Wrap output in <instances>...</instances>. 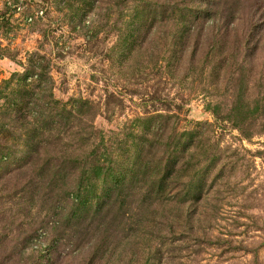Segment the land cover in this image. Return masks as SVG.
I'll list each match as a JSON object with an SVG mask.
<instances>
[{
  "label": "rangeland",
  "instance_id": "rangeland-1",
  "mask_svg": "<svg viewBox=\"0 0 264 264\" xmlns=\"http://www.w3.org/2000/svg\"><path fill=\"white\" fill-rule=\"evenodd\" d=\"M0 264H264V0H0Z\"/></svg>",
  "mask_w": 264,
  "mask_h": 264
},
{
  "label": "trees",
  "instance_id": "trees-1",
  "mask_svg": "<svg viewBox=\"0 0 264 264\" xmlns=\"http://www.w3.org/2000/svg\"><path fill=\"white\" fill-rule=\"evenodd\" d=\"M36 68H37L36 65H34V64H30L29 67H28V71H29V73H30V72H33ZM14 114H15L16 118H17L18 116H23L21 110H18V111L15 110ZM65 122H66V121H65ZM84 166H85V165H84Z\"/></svg>",
  "mask_w": 264,
  "mask_h": 264
},
{
  "label": "built area",
  "instance_id": "built-area-1",
  "mask_svg": "<svg viewBox=\"0 0 264 264\" xmlns=\"http://www.w3.org/2000/svg\"><path fill=\"white\" fill-rule=\"evenodd\" d=\"M27 19H28V20H30L31 18H30V17H28Z\"/></svg>",
  "mask_w": 264,
  "mask_h": 264
}]
</instances>
